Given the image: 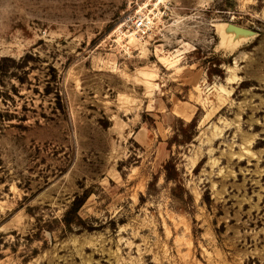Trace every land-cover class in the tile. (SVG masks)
Returning a JSON list of instances; mask_svg holds the SVG:
<instances>
[{
    "label": "rangeland",
    "instance_id": "obj_1",
    "mask_svg": "<svg viewBox=\"0 0 264 264\" xmlns=\"http://www.w3.org/2000/svg\"><path fill=\"white\" fill-rule=\"evenodd\" d=\"M155 2L0 0V264H264V0Z\"/></svg>",
    "mask_w": 264,
    "mask_h": 264
},
{
    "label": "built area",
    "instance_id": "obj_2",
    "mask_svg": "<svg viewBox=\"0 0 264 264\" xmlns=\"http://www.w3.org/2000/svg\"><path fill=\"white\" fill-rule=\"evenodd\" d=\"M132 33L144 38L154 27V19L146 14L135 15L130 18Z\"/></svg>",
    "mask_w": 264,
    "mask_h": 264
},
{
    "label": "trees",
    "instance_id": "obj_3",
    "mask_svg": "<svg viewBox=\"0 0 264 264\" xmlns=\"http://www.w3.org/2000/svg\"><path fill=\"white\" fill-rule=\"evenodd\" d=\"M196 118H194L190 123H189V126L190 127H193V126H196ZM164 169H165V171H166V179L167 180H177V178H178V174H179V172H178V170H177V167H176V164H175V162H174V160H169L166 164H165V166H164ZM153 184V181L151 182V184L150 185H152ZM174 192V191H173ZM180 200H182V194L181 193H177V195H176Z\"/></svg>",
    "mask_w": 264,
    "mask_h": 264
},
{
    "label": "bare ground",
    "instance_id": "obj_4",
    "mask_svg": "<svg viewBox=\"0 0 264 264\" xmlns=\"http://www.w3.org/2000/svg\"><path fill=\"white\" fill-rule=\"evenodd\" d=\"M156 1H158V3L159 2H161L162 0H156ZM156 4H158L157 2H155ZM225 26H227V28H225ZM224 28H225V31H227V33L229 32V31H234V32H236L237 34H234L237 38H246L247 36H249V35H252V33L253 32H249V31H247V30H241V29H237L236 27H234V26H232L231 24H223L222 25V30H224ZM233 35V36H234ZM234 36V37H235ZM232 37V36H231ZM132 41L133 40H135L134 38H132L131 39ZM238 40V39H237ZM241 40V39H240Z\"/></svg>",
    "mask_w": 264,
    "mask_h": 264
},
{
    "label": "water",
    "instance_id": "obj_5",
    "mask_svg": "<svg viewBox=\"0 0 264 264\" xmlns=\"http://www.w3.org/2000/svg\"><path fill=\"white\" fill-rule=\"evenodd\" d=\"M229 24H231V23H229ZM231 25L234 26V27H236L237 29L247 30V31H249V32H253L252 30L247 29V28H244V27L236 26V25H234V24H231ZM253 33H254V32H253ZM253 33H252V34H253Z\"/></svg>",
    "mask_w": 264,
    "mask_h": 264
}]
</instances>
